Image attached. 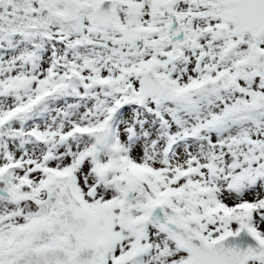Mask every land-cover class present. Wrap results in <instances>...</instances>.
<instances>
[{"label": "snow or ice", "instance_id": "6c2138e0", "mask_svg": "<svg viewBox=\"0 0 264 264\" xmlns=\"http://www.w3.org/2000/svg\"><path fill=\"white\" fill-rule=\"evenodd\" d=\"M0 264H264V0H0Z\"/></svg>", "mask_w": 264, "mask_h": 264}]
</instances>
